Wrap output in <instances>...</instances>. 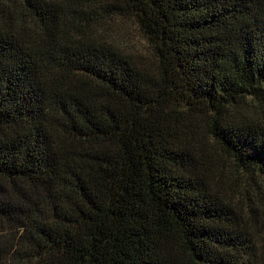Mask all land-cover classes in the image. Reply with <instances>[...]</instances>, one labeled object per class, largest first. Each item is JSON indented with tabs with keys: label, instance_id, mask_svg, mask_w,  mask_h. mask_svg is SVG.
Wrapping results in <instances>:
<instances>
[{
	"label": "trees",
	"instance_id": "obj_1",
	"mask_svg": "<svg viewBox=\"0 0 264 264\" xmlns=\"http://www.w3.org/2000/svg\"><path fill=\"white\" fill-rule=\"evenodd\" d=\"M263 183L264 0H0V264H261Z\"/></svg>",
	"mask_w": 264,
	"mask_h": 264
},
{
	"label": "rangeland",
	"instance_id": "obj_2",
	"mask_svg": "<svg viewBox=\"0 0 264 264\" xmlns=\"http://www.w3.org/2000/svg\"><path fill=\"white\" fill-rule=\"evenodd\" d=\"M97 32L100 33L101 37H103V32H104L108 39L119 45L124 50L132 52L134 54H140L143 56L149 54V48L146 42L139 35L137 29L134 27L132 21L130 20L115 19L112 25H109L107 28L103 27V22H102L98 27ZM210 155L213 158L214 166H216V168L220 166V164L223 165L222 168L223 176L221 175L220 172L219 174L221 175L223 182L227 186L230 187V184H233V195L234 197H236L238 192L241 190L240 188L243 187L242 183L232 182L231 179H228L226 177H235L239 181H241V178H238V176L235 174L236 172L230 166L228 161H224L221 157L216 155L215 150H210ZM234 184L237 186H234ZM261 187L264 192V183L261 184ZM261 264H264V251H263V262Z\"/></svg>",
	"mask_w": 264,
	"mask_h": 264
}]
</instances>
